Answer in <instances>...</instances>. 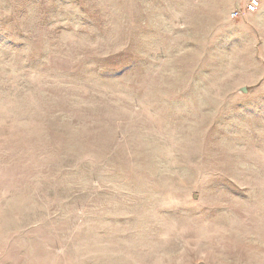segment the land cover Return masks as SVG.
<instances>
[{"label": "rangeland", "instance_id": "1", "mask_svg": "<svg viewBox=\"0 0 264 264\" xmlns=\"http://www.w3.org/2000/svg\"><path fill=\"white\" fill-rule=\"evenodd\" d=\"M245 1L0 0V264H264Z\"/></svg>", "mask_w": 264, "mask_h": 264}, {"label": "built area", "instance_id": "2", "mask_svg": "<svg viewBox=\"0 0 264 264\" xmlns=\"http://www.w3.org/2000/svg\"><path fill=\"white\" fill-rule=\"evenodd\" d=\"M263 0H255V2H253V0H246L243 6V10L239 11V10H233L230 13V17L231 18H235L238 17L239 15H241L242 12L245 13H253L256 12L262 5Z\"/></svg>", "mask_w": 264, "mask_h": 264}, {"label": "water", "instance_id": "3", "mask_svg": "<svg viewBox=\"0 0 264 264\" xmlns=\"http://www.w3.org/2000/svg\"><path fill=\"white\" fill-rule=\"evenodd\" d=\"M240 92H244V90H240ZM195 197H196V195L194 194L193 198H195Z\"/></svg>", "mask_w": 264, "mask_h": 264}, {"label": "snow or ice", "instance_id": "4", "mask_svg": "<svg viewBox=\"0 0 264 264\" xmlns=\"http://www.w3.org/2000/svg\"><path fill=\"white\" fill-rule=\"evenodd\" d=\"M253 2H255V0H253Z\"/></svg>", "mask_w": 264, "mask_h": 264}]
</instances>
